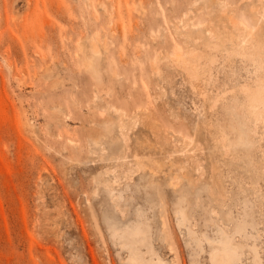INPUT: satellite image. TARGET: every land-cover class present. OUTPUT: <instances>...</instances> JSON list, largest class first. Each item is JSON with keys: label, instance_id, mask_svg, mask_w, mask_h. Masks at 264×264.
Listing matches in <instances>:
<instances>
[{"label": "rangeland", "instance_id": "1", "mask_svg": "<svg viewBox=\"0 0 264 264\" xmlns=\"http://www.w3.org/2000/svg\"><path fill=\"white\" fill-rule=\"evenodd\" d=\"M261 73L264 0H0V264H264Z\"/></svg>", "mask_w": 264, "mask_h": 264}, {"label": "bare ground", "instance_id": "2", "mask_svg": "<svg viewBox=\"0 0 264 264\" xmlns=\"http://www.w3.org/2000/svg\"><path fill=\"white\" fill-rule=\"evenodd\" d=\"M213 33V30H210L211 36L214 35ZM203 57V54L196 52V50L192 48L191 50L188 49L185 53L178 54L176 59L177 62L182 63L184 69L187 70L189 75L194 78H199V76L205 72V66L207 64V61H204L205 63H203ZM260 76H264V74L261 73ZM262 80L263 83H260L256 88H253L248 84H244L243 89L245 92H247L252 111L256 115L257 119L262 118L264 120V79L261 78V81ZM218 99L219 97L214 98L213 102L217 103ZM180 223H183L182 219L180 220ZM133 233L137 236V239L143 241L145 237L144 227L138 226L136 230L133 231ZM215 240L218 243L215 244L214 250L212 252V259L214 264H237L239 261H241V251L238 246L232 243L231 238L228 234L221 232L217 234ZM136 249L131 250V258L138 264L140 261L143 260V258L140 255L139 251ZM198 253L199 249L195 248L192 252L194 256V258H192V262H196V255H198ZM253 263L262 264L257 252L254 256Z\"/></svg>", "mask_w": 264, "mask_h": 264}]
</instances>
